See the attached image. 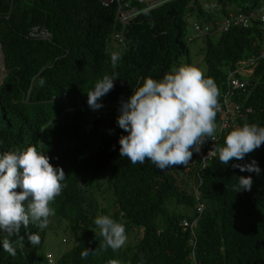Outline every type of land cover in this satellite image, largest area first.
<instances>
[{"label": "trees", "instance_id": "16d2710c", "mask_svg": "<svg viewBox=\"0 0 264 264\" xmlns=\"http://www.w3.org/2000/svg\"><path fill=\"white\" fill-rule=\"evenodd\" d=\"M214 4L217 16L199 0H167L149 9L131 2L137 13L121 23L116 2L0 0L4 68L0 152L35 146L66 174L67 187L51 207L54 217L66 222L73 245L53 264L110 260L114 264H264V144L227 166L220 164L218 154L202 166L194 152L188 169L160 170L147 159L133 165L119 153V138L127 135L117 125L121 100H127L146 77L160 80L173 68L194 66L184 59L189 44L184 17L195 12L212 20L230 11L254 10L264 0H215ZM33 26H44L50 38L29 36ZM115 32H120L122 42L113 37ZM204 39L203 73L216 83L218 101L227 89V70L249 55L257 61L246 89L235 97L242 105L240 113L218 138L223 147L226 135L245 122L264 126V56L258 57L264 30L255 20L249 27L234 26ZM111 41L122 48L116 66L111 64ZM105 74L117 79L114 89L100 100L103 107L113 105L112 118L100 126L101 119L88 116L93 110L87 105V93ZM252 160L261 169L259 176L232 167ZM239 176L252 177L251 191L233 190ZM96 192L110 194L114 209L102 206ZM195 193L203 206L201 213L196 212ZM180 206L190 208L192 214ZM101 215L124 224L126 232L138 231V236L116 252L109 248L81 259L85 248L95 250L102 243L94 224ZM184 219L195 221L192 233V228L183 226ZM29 231L42 233L34 226ZM20 235L25 237L22 248L15 237L9 238L15 256L0 243V264H51L35 251L23 229ZM3 236L0 233V240Z\"/></svg>", "mask_w": 264, "mask_h": 264}, {"label": "clouds", "instance_id": "9594fccd", "mask_svg": "<svg viewBox=\"0 0 264 264\" xmlns=\"http://www.w3.org/2000/svg\"><path fill=\"white\" fill-rule=\"evenodd\" d=\"M121 56L111 54V64L116 66ZM117 78L105 74L87 93V105L93 111L103 107L100 100L115 87ZM40 85L45 81L40 79ZM219 89L211 77L195 66H180L165 73L160 80L146 77L127 100H121L117 125L127 133L119 138L120 157H126L135 165L146 159L160 170L168 167H186L192 162L193 153H199L210 138L216 141V117L221 106ZM264 144V126L245 122L231 130L225 137L224 146L214 145L209 154H218L219 162L227 166L231 161L244 160L245 156ZM208 154V155H209ZM241 172H254L259 176L257 162L233 164ZM61 167H54L50 157L35 146L26 150L0 152V233L4 234L3 250L16 255L11 237L21 248L25 237L36 247L41 237L29 231L30 226L43 231L55 215L51 204L62 194L67 184ZM251 176H239L236 193L251 191ZM83 187L84 184L79 185ZM19 189V191H17ZM94 224L99 228L102 243L95 249L85 248L81 259L95 255L97 251L116 252L127 241L126 227L108 215L97 216ZM108 264H114L109 261Z\"/></svg>", "mask_w": 264, "mask_h": 264}, {"label": "built area", "instance_id": "2783aa9c", "mask_svg": "<svg viewBox=\"0 0 264 264\" xmlns=\"http://www.w3.org/2000/svg\"><path fill=\"white\" fill-rule=\"evenodd\" d=\"M101 4L106 5L112 2H116V11L117 18L121 23H126L128 20L133 17L136 13V7L130 5L131 2H135L139 5H143V9H149L153 6H156L167 0H98ZM192 5V3H191ZM194 7V5H193ZM195 13V12H194ZM189 16V15H187ZM187 16L184 17L185 23ZM257 21L258 25L264 30V4L257 7L254 10L247 12L243 11H230L226 15L212 19V20H203L194 22L191 25L194 37L186 36V41L189 43L195 37H206L213 34H219L227 32L231 27L237 26L246 28L253 24V21ZM29 36L34 38L48 39L50 38L49 31L44 26H33L29 30ZM113 37L117 39L118 42H122V35L120 32L113 33ZM264 56V39L263 47L259 51L258 57ZM257 61L254 55H249L245 60L240 61V63L233 69L227 70V89L221 95L219 104L221 106L220 111L217 113V131H216V141L211 140L210 138L202 146L199 153L195 155L199 159V163L202 166H205L212 158L213 155L209 154L210 150L213 149L214 145H218V138L220 135L224 134L229 127L233 125L234 119L240 113L242 107L240 102L235 101V97L241 92L244 91L248 85V79L250 78L254 67L256 66ZM95 117H100L99 113L95 114ZM219 146V145H218ZM209 154V155H208ZM186 169H188V166ZM196 197V212L201 213L203 206L199 202L198 193H195ZM184 227L192 228L191 233L193 232V227L195 221L188 222L184 219L182 221ZM49 263L53 264L54 259L50 254L46 255Z\"/></svg>", "mask_w": 264, "mask_h": 264}, {"label": "rangeland", "instance_id": "374dc122", "mask_svg": "<svg viewBox=\"0 0 264 264\" xmlns=\"http://www.w3.org/2000/svg\"><path fill=\"white\" fill-rule=\"evenodd\" d=\"M202 4L203 8L206 9L208 12H212L215 16H217V11L215 8V0H199ZM205 18L203 16H199L198 14H191L187 16L186 24H185V37L191 36L194 37L191 25L194 22L203 21ZM216 36H212V39H215ZM205 39L204 37H195L193 38L188 44V55L184 59L187 58L191 61V63L199 68L202 72L205 70V63L203 61V47H204ZM121 46L116 43L115 41H111L109 46V52L112 54L113 52L121 53ZM183 59V60H184ZM183 62V61H182ZM4 76V68L2 62V52L0 49V82L2 77ZM113 109V105H109V107H102L98 110L91 111L88 115L91 117H95L94 114L99 113L100 117L97 119H101L100 126L105 125L111 118L112 115L110 114L111 110ZM90 120V118H89ZM99 194V192H96ZM99 198V203L104 206H110L114 209L113 206V199L110 194L104 193L103 195H98L97 200ZM182 211L192 214V210L190 208H184L182 206L179 207ZM50 223L46 229L42 231L40 234L41 237V244L34 247L35 251L39 254L47 255L50 254L54 260L58 258L63 252L68 250L73 245L72 236L66 227V222L59 217H50ZM118 222V221H117ZM127 241L126 244L122 247L124 248L127 245L132 244L138 236V231L132 230L126 232Z\"/></svg>", "mask_w": 264, "mask_h": 264}]
</instances>
